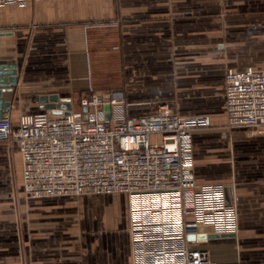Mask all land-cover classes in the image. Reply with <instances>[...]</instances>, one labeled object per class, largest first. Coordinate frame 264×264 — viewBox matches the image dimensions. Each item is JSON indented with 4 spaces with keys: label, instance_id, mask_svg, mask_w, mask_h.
<instances>
[{
    "label": "crops",
    "instance_id": "obj_1",
    "mask_svg": "<svg viewBox=\"0 0 264 264\" xmlns=\"http://www.w3.org/2000/svg\"><path fill=\"white\" fill-rule=\"evenodd\" d=\"M0 64L17 67L14 93L5 95L15 125L45 109L41 96L79 100L109 89L125 93L130 118L161 105L208 117L193 132L196 178L227 187L238 228L233 238L197 245L219 264H264V126H230L226 106L227 71L264 67V0L3 5ZM222 248L235 261L217 255ZM0 264H135L129 196L29 198L20 144H0Z\"/></svg>",
    "mask_w": 264,
    "mask_h": 264
},
{
    "label": "built area",
    "instance_id": "obj_2",
    "mask_svg": "<svg viewBox=\"0 0 264 264\" xmlns=\"http://www.w3.org/2000/svg\"><path fill=\"white\" fill-rule=\"evenodd\" d=\"M226 106L230 126H264V67L227 71ZM77 107L72 101L69 113L22 114L17 125L11 113L1 117L0 142L21 146L26 195L127 194L135 264H219L188 239L238 228L227 187L196 178L193 132L209 118L182 117L165 105L130 118L122 90L86 94Z\"/></svg>",
    "mask_w": 264,
    "mask_h": 264
},
{
    "label": "water",
    "instance_id": "obj_3",
    "mask_svg": "<svg viewBox=\"0 0 264 264\" xmlns=\"http://www.w3.org/2000/svg\"><path fill=\"white\" fill-rule=\"evenodd\" d=\"M17 67L15 64H0V119L5 113H10L12 110V101L6 99V94H13L18 83ZM44 105L45 109L53 111L55 114H61L64 110L69 113L72 109V100L69 98H61L58 94L49 96H41L38 100ZM107 111V119H110L109 105L105 106ZM86 110V109H85ZM226 201L231 202L229 190H226ZM236 233L218 234V233H201L197 236L191 235L188 237L190 241L204 242L209 239H224L233 238Z\"/></svg>",
    "mask_w": 264,
    "mask_h": 264
},
{
    "label": "rangeland",
    "instance_id": "obj_4",
    "mask_svg": "<svg viewBox=\"0 0 264 264\" xmlns=\"http://www.w3.org/2000/svg\"><path fill=\"white\" fill-rule=\"evenodd\" d=\"M123 69V68H122ZM121 75H123V70L121 71ZM116 77V76H115ZM123 77V76H122ZM114 88H123V85L120 87V86H117V85H115V87H113V89ZM110 91L112 90V89H109ZM220 96V95H219ZM33 101L35 102V100H31V104H30V106L31 107H34V108H32V111L33 112H37L39 109L37 108H35V107H37L36 106V102L34 103V104H32L33 103ZM72 101H74L76 104H78V102H79V100H72ZM222 102V100H218V104L219 103H221ZM202 103H204V101H202ZM203 105V104H202ZM5 142H0V144H4ZM9 145V144H8ZM208 176V175H207ZM18 209H20L19 208V204H18ZM75 214H76V212H75ZM26 223V222H25ZM28 223H31V221H28ZM21 231H20V233H22L23 234V229L21 228L20 229ZM31 232V231H30ZM75 234V233H74ZM74 240H76V238H74ZM80 241H82V239L81 240H79L78 239V242H76V247H77V249H80L81 248V246L83 245ZM223 249V248H222ZM221 249V250H222ZM221 250H218V252L217 253H219V254H217V255H223V256H220V257H222V259H225V257L226 258H229V259H232L233 261H235L234 260V254H233V249L232 248H227V249H223L224 251H221Z\"/></svg>",
    "mask_w": 264,
    "mask_h": 264
}]
</instances>
